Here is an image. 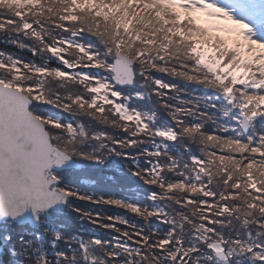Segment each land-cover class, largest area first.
Instances as JSON below:
<instances>
[{
	"label": "snow or ice",
	"instance_id": "1",
	"mask_svg": "<svg viewBox=\"0 0 264 264\" xmlns=\"http://www.w3.org/2000/svg\"><path fill=\"white\" fill-rule=\"evenodd\" d=\"M0 264H264V0H0Z\"/></svg>",
	"mask_w": 264,
	"mask_h": 264
},
{
	"label": "trees",
	"instance_id": "2",
	"mask_svg": "<svg viewBox=\"0 0 264 264\" xmlns=\"http://www.w3.org/2000/svg\"><path fill=\"white\" fill-rule=\"evenodd\" d=\"M89 168L91 167L90 165L88 166ZM78 173H73L72 175H70L68 177V180L70 183H76L77 182V177H78ZM97 190H100V189H97ZM119 194V193H118ZM81 207H90L89 205H85V204H81L80 205ZM4 259L6 260L7 257H4Z\"/></svg>",
	"mask_w": 264,
	"mask_h": 264
}]
</instances>
